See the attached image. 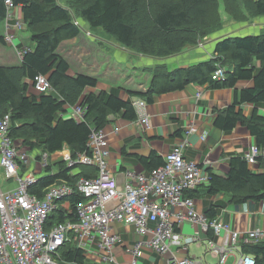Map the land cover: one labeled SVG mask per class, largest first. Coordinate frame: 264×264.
<instances>
[{
	"label": "trees",
	"instance_id": "trees-1",
	"mask_svg": "<svg viewBox=\"0 0 264 264\" xmlns=\"http://www.w3.org/2000/svg\"><path fill=\"white\" fill-rule=\"evenodd\" d=\"M7 1L21 8L34 49L26 48L20 66H0V118L10 114L11 136L34 153L41 151L51 156L68 146L72 158L90 153L88 142L92 132L104 130L112 115L123 112L126 120L138 119L131 102L107 92H87L97 86V78L69 76L70 65L58 50L64 41L83 33L81 26L87 24L92 32L102 31L136 54L168 58L222 31L225 28L220 12L222 5L235 23L264 17V0H65L66 6H62L60 0H0V25L8 17ZM0 42L7 44L2 35ZM214 53L212 59L187 68L173 71L165 66L145 68L144 71L152 74L148 90L129 91L128 94L152 104L155 96L183 90L190 84L233 89V102L226 110L216 111L215 126L232 132L242 125L257 139L256 146L263 150L264 116L255 111L246 117L241 106L264 103V32L218 39ZM219 66L225 69V78L214 80L213 74ZM37 76H47L59 97L33 93ZM242 80L253 81L254 87L238 90L237 83ZM66 106H80L85 111L83 119L61 117ZM138 159L148 170L146 173L165 165V159L156 152ZM257 163L263 166L264 159L258 158ZM208 173L210 182L205 185L208 195H224L229 204L264 202V172L251 169L244 155L231 158L226 176L210 169ZM96 176L95 167L69 168L63 160L49 162L45 174L29 192L43 198L50 187L64 182L75 191L58 203V209L49 216L47 229L67 221H78L76 207L85 199L77 184L82 178ZM200 193L198 189L185 195L195 198ZM216 209L212 207L206 213L210 223L217 217ZM207 234L209 239H214L212 228ZM241 249L243 254L254 257L255 264H264V239L252 245L243 244ZM54 258L59 264H87L86 252L70 240Z\"/></svg>",
	"mask_w": 264,
	"mask_h": 264
},
{
	"label": "built area",
	"instance_id": "built-area-1",
	"mask_svg": "<svg viewBox=\"0 0 264 264\" xmlns=\"http://www.w3.org/2000/svg\"><path fill=\"white\" fill-rule=\"evenodd\" d=\"M6 4L8 17L4 38L8 45L15 46L16 31H23L26 26L23 20L15 18L14 4L11 1ZM21 49H18V55L22 59L27 49ZM225 75V69L219 66L213 79L223 80ZM33 88L39 95L55 92L47 76H37ZM135 105L141 112V126L149 127L144 112L146 102L139 100ZM84 113L80 106L73 107L71 117L81 121ZM11 126L10 114L0 118V264H59L54 255L69 240L88 254L98 250L103 261L113 263V251L122 243L121 234L115 229L119 225L133 227L140 235L152 233L148 242L139 243L132 250L129 264H139L144 249L167 258V264H202L199 259L178 258L172 253V249L180 250L200 243L197 236L180 232L179 228L185 222L198 224L205 231L212 228L216 237L224 232L222 246L214 240L209 242L213 254L221 256L220 264H225L229 249L241 250L243 244L252 245L264 239L262 230L243 234L223 219L210 223L197 212L194 199L185 193L208 185L210 177L204 167L186 159V142L166 155L164 166L150 173L127 172L129 180L120 187L110 168L109 140L104 130L92 132L88 142L90 153L75 158L67 154L60 158L69 168L77 165L95 167L97 176L82 178L77 184L85 199L76 207L78 221H67L47 229L49 216L58 209V203L73 195L75 189L64 182L50 187L43 198L32 195L29 190L39 179L33 167L37 163L46 167L52 155L41 151L34 153L25 147L11 136ZM191 133H196L195 129H191ZM202 139H207L206 133ZM258 158L264 159V150L254 146L246 159L254 167ZM177 207L181 212L174 213ZM238 264H255V259L241 253Z\"/></svg>",
	"mask_w": 264,
	"mask_h": 264
},
{
	"label": "crops",
	"instance_id": "crops-1",
	"mask_svg": "<svg viewBox=\"0 0 264 264\" xmlns=\"http://www.w3.org/2000/svg\"><path fill=\"white\" fill-rule=\"evenodd\" d=\"M63 1L67 5V2ZM14 15L16 19L23 20L20 7H16ZM226 19L225 28L204 40V45L188 47L168 58H150L136 54L114 42L102 31L92 32L87 24L81 26L83 33L77 38L64 41L59 47L58 53L70 65L69 76L86 75L97 78V86L90 88L87 92L111 93L123 101L131 102L135 107L137 120H126L121 112L112 115L111 122L104 129L109 140L110 168L118 179L120 187L129 180L127 172L146 173L148 171L138 157H148L152 152H156L165 159L175 146L184 142H186L184 148L186 159L220 176L228 174L232 157L237 155L246 157L252 147L256 146L257 139L242 125H238L232 132H224L215 126L216 111L226 110L233 102V89H212L208 85L190 84L183 90L155 96L154 102L146 103L144 110L149 121V127L146 128L140 124L141 112L135 105L137 101L144 100L128 94L129 91L146 92L148 90L152 74L144 71L145 68L165 66L170 71L187 68L212 59L218 39L227 36L258 35L264 32V17L243 23H235L229 17ZM5 34L4 22L0 25V35L5 37ZM20 34L21 31H16L19 43L15 47L0 42V66H20L22 59L18 55V49L27 47L34 49L30 35L21 37ZM26 40L28 42H25ZM6 47H12L13 50L5 49ZM252 87H254L253 81L242 80L237 83L238 90ZM32 92L39 95L34 91L33 86ZM53 95L59 97L56 91ZM71 110L72 107L66 106L61 117L72 118ZM241 110L246 117L252 116L255 111L263 117L264 103L257 105L247 103L241 106ZM191 129H195L196 133H191ZM178 132L182 135H178ZM205 133L207 139L204 141L202 137ZM67 153L71 155L68 146H65L64 151L53 154L52 161L55 162L58 158V161H61V156L58 155H67ZM250 168L264 172V165L259 167L257 164ZM0 173L2 174L1 170ZM199 190L201 193L193 199L197 212L206 217V221L208 220L206 213L212 207H217V217L214 220L223 219L235 231L243 234L254 230L264 231V202L229 204L224 195H208L206 186L200 187ZM178 212H181V209L177 207L174 213ZM115 229L121 234L122 243L113 251L114 262L103 261L100 252L95 249L90 254L86 253L87 264H129L133 256L132 250L139 243H146L152 237V233L137 234L130 226L119 225ZM179 229L184 235L197 236L200 243L180 250L172 249V253L178 258L188 256L199 259L202 264H220L221 256L211 251L209 242L212 240L209 239L207 230L190 222L183 223ZM213 240L215 244L222 246L225 243L224 232L217 237L214 236ZM241 253L240 248L229 249L225 264H238ZM167 261V258L144 249L143 258L140 259L139 264H167Z\"/></svg>",
	"mask_w": 264,
	"mask_h": 264
},
{
	"label": "rangeland",
	"instance_id": "rangeland-1",
	"mask_svg": "<svg viewBox=\"0 0 264 264\" xmlns=\"http://www.w3.org/2000/svg\"><path fill=\"white\" fill-rule=\"evenodd\" d=\"M59 3L62 5V6H66V4H65V2L63 1V0H60L59 1ZM220 12H221V17L223 18V22L225 23V21L227 20L226 18H228V15L226 14V12H225V10H224V7H223V5L221 6V8H220ZM6 35V34H5ZM21 37H29V35H30V33L29 32H27V31H21ZM25 42H28L27 40L25 41ZM19 42H18V39H16L15 41H14V44L16 45V44H18ZM200 44H202V45H204V43H203V41L200 43ZM15 47V46H14ZM13 47V48H14ZM5 49H8V50H13L12 49V47L11 48H8V47H6ZM22 142V141H21ZM68 154V153H67ZM29 155L31 156L32 155V153H29ZM58 156H63V154H60V155H58ZM52 158H53V155H52V157H51V161H52ZM34 171L37 173V176L38 177H42L44 174H45V167L44 166H42L40 163H37L36 165H34ZM0 182L2 183V174L0 173Z\"/></svg>",
	"mask_w": 264,
	"mask_h": 264
}]
</instances>
